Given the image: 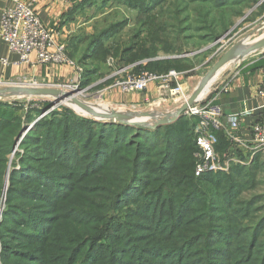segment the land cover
<instances>
[{
  "label": "trees",
  "instance_id": "1",
  "mask_svg": "<svg viewBox=\"0 0 264 264\" xmlns=\"http://www.w3.org/2000/svg\"><path fill=\"white\" fill-rule=\"evenodd\" d=\"M99 1L105 5L109 0H82L75 3L68 12L66 22L75 20L78 14L86 15V8L95 6ZM229 1L230 4L233 2L202 0L200 14H204L203 22L212 8L226 9ZM122 2L141 10L144 20H140V28H136L133 38L128 43H117L112 52L118 55L120 65L151 58V49L145 44L148 37L144 40L142 35L146 31L151 34L152 46L156 39L164 41L165 28L160 23L161 13L158 11L164 9L161 7L167 0ZM211 3H214V7ZM261 8L264 11V2ZM181 9L178 6L177 13H180ZM92 17L94 19L97 16ZM127 24V20H124L111 23L100 30L91 47L100 45L93 51L97 57H105L111 52L106 42ZM226 28L227 26L224 27ZM74 36H71L70 40ZM74 41L75 39L72 43ZM182 61L151 60L145 67L158 74L167 73L171 69L179 72L189 71L192 68L191 62ZM47 107L48 105L41 103L26 107L17 102H0V195L7 164L6 155L12 150L13 138L23 125L21 112L28 108L29 111L40 115ZM64 121L65 125L63 122L47 125L44 122L39 123L35 130L28 132L24 138L23 146L41 148L37 150V154L28 152L25 156L22 155V166L11 173L7 208L0 224L4 264H39L42 257L38 255L43 252L48 256V264H79L81 261L84 263L86 255H96L91 253L95 250L93 244L104 239L106 235L110 236L112 243L121 239L120 248L123 251L119 252V259H114L111 248L100 247L98 251L106 252L93 264H154L149 257L157 253L163 255L165 249L179 247L178 242L184 238L189 245L205 239V247L195 249L197 255L221 253L222 250H213L214 243L223 242L222 235L227 234L224 232L226 228L228 231H234L235 226L229 220L231 210L212 204L215 200L208 198L203 186L209 184L214 190V197L221 193L224 185L228 186L220 202H225L228 206L232 202L229 207L234 208L235 198L241 187L233 176L254 172L252 169L258 164L260 155L256 154L249 166H233L230 171L232 175H227V172H205L197 175L196 152L199 147L194 129L198 118L194 115L183 114L177 120L156 129L122 122H102L90 117H68ZM135 121L147 124L154 122V125L158 118L156 115H150L139 117ZM215 132L219 137L217 150L232 151L229 148L233 144L227 134L222 129ZM176 146L180 148L176 150ZM91 149H102L106 154V161L99 163L100 169L93 162V157L87 158L83 164L84 153ZM41 152H44V156L39 160ZM20 155L21 153L18 154ZM170 160L172 162L169 165ZM86 166H92L88 168L87 175L83 174ZM75 167L77 171L72 173ZM59 168L64 172L58 170ZM92 168L99 170L92 174ZM138 182L140 185L147 183L149 187L137 200L147 202L144 207L147 213L152 210L143 220L150 219L156 223L159 218L161 223L165 222L168 226L162 231L158 224H147L146 228L140 229L139 234V230L135 231L129 224L124 229L122 226L124 237L119 238L117 235L121 232H114L113 228L117 223L104 218L103 215L115 208V202L130 206L129 201L137 199L134 190L138 188ZM143 188L144 184L140 189ZM59 198L64 200L60 201ZM98 199H101L104 205L97 202ZM254 203L250 200L247 206L250 208ZM197 208L202 211L201 216L196 218L199 222L193 220L190 224L187 223V214L195 212ZM243 209L245 210V204ZM136 215L144 214L140 210ZM142 222L134 220L132 223L142 227ZM194 222L206 223L209 225L208 229L199 232L197 226L192 224ZM216 223L217 228L213 226ZM263 225L264 219L257 229ZM156 232L163 234L157 236ZM254 246H247L245 253L253 256L254 250L259 248V245ZM261 249H264V244ZM139 255L141 259L138 262ZM260 261L264 262V250L261 252Z\"/></svg>",
  "mask_w": 264,
  "mask_h": 264
},
{
  "label": "rangeland",
  "instance_id": "2",
  "mask_svg": "<svg viewBox=\"0 0 264 264\" xmlns=\"http://www.w3.org/2000/svg\"><path fill=\"white\" fill-rule=\"evenodd\" d=\"M26 1L31 2V0ZM191 2L193 1L167 0V2L162 5L161 8L164 9L158 12L161 13L160 23L165 28V33L163 35L164 41L156 39L155 41L157 42L154 41L152 46L151 34L146 31L142 37L144 40L146 37H148V41L144 42L146 47L151 49L152 57L132 63L131 65L133 69L129 71L130 75H137L144 71L154 72L152 70L146 69L145 67L146 63L151 60L163 61L181 59L183 60L182 62H191V71L189 70L183 73V82L185 86L184 94H189L193 91L198 82H200L205 76L204 70L206 68H211L215 64L216 60L220 58V56L235 43L239 42L243 38H246L248 34H251L247 38L251 44L250 46L260 41L262 36H259L257 34L258 30L256 31L255 29L261 25L259 32L261 33L263 30L264 11H262L261 4H263L264 0H258L257 2H254L253 0H233L231 4L230 1L228 2V5L225 7L226 9L222 10L215 9L213 6L214 3H211V6H213L214 9L212 8L211 13L206 16V21L204 22L202 20L204 19V14H200V9L203 3L202 0H197L193 3ZM178 6L179 8H182L180 13H177ZM85 14L86 15H83V13L78 14L74 20V23H71L72 30L74 31L68 34L66 40V43L68 44V62L65 64L51 65L55 68L68 66L71 68V73H57L58 70L54 69V72L52 73L53 75H43V77L38 80L41 82V87L62 90L64 91L63 95L66 96L61 99H56L52 98V96L45 95L17 96L15 98H7L3 100L0 99V102H17L26 107H29L30 105L35 106L40 103L44 106L48 105V107L44 109L40 115L29 111L28 108H25L21 112L23 125L21 126L18 134L13 138L12 150L6 155L7 164L4 171L3 185L0 195V224L3 219V212L7 208V194L11 186L12 171L14 169H19L22 166L20 162L22 155L25 156L28 152L37 154L39 153L37 150L41 148L32 145L23 146V141L26 134L28 132L34 131L37 124H43L44 122L47 125L50 123L60 124L63 122L65 125L66 122L64 120L68 117H75L77 119L90 117L91 119L97 121L115 122L84 114L82 107L79 104L74 103L71 96H74L85 102L92 103L97 108L110 107L116 110L150 112L152 116H157L158 121L166 117V114H164L165 112L177 111L182 106L177 102L178 97H173L169 95L167 91L160 89H158L154 96L150 95L148 98L147 96L141 95L137 101L122 102L120 104L109 102L107 99V92L114 90L115 88L119 89L114 85L117 80L121 79L120 74L116 72H118L119 69L127 66V64H119L120 59L118 55H115L112 52L113 47L117 43H128L133 38L136 28H140V20H144L143 13L139 9L131 8L125 2H122V0H109L105 5L99 1V3L95 6L93 5L87 7ZM94 15L97 17L92 19V16ZM124 20H127L128 24L123 26L122 30L118 31L106 42V45L110 47L111 52L106 54L105 57H97L93 51H95L94 48L97 50L100 45L97 44L91 48L96 38L95 36L99 34L101 29L107 27L111 23L122 22ZM79 23L81 25H78ZM226 26L227 28L224 29ZM71 36H74V43H72L73 39L70 40ZM167 47H170V49L168 50ZM263 55L264 51L248 54L244 56V59H241L240 62L231 65L230 68L225 71L227 77L223 83H221L218 88L208 93L207 97L205 96L202 98L201 102L204 100H210L220 92H223L224 86H228L230 81L236 76V74H238L241 65ZM128 70H126V72ZM104 72H108L110 77L105 78ZM126 75L127 74L124 73L122 76ZM33 80L36 79L32 78L30 75L16 76L7 79L6 84H3L2 86L34 87L31 83ZM157 86L159 87L158 83ZM121 92L126 93L122 90ZM184 114L193 116L187 114L186 111ZM153 123L154 122H151V124L145 126L156 129L161 125L167 124L163 123L161 125H153ZM130 125L137 126L141 124ZM175 148L178 150L180 147L176 146ZM235 148L237 149L232 150L228 156V160L230 162L229 170L218 172H227V175H232L233 173H230V171L233 166H236L237 164L249 166L256 154L260 155L261 158L259 159L256 167L252 169L254 172H250L248 174L244 173V176H233L234 180L238 182V186L241 187L239 188V193L235 198L234 208L229 207L232 202L230 204L228 203L229 206L226 205L225 202H220L224 196V190L228 186L224 185L220 191L221 193H219V195L216 197L212 196L214 190L209 184H205L203 186L208 198L215 200L214 202H211L212 204L231 210L229 215L231 217L229 220L235 226L234 231H228L226 228V231L224 232L227 234L224 233L222 235L223 242L214 243L213 250H222L220 251L221 253H211L210 255L206 256L197 255L198 252L195 251V249H203L205 247V239L197 240L196 242H193L189 245L188 241L184 238L183 241L178 242L179 247L175 249H165L163 255H159L160 253H157L156 255L149 257L154 264H206V262H212V264H264V262L260 261L261 252L264 250L261 249L262 245L264 244V225L257 229L258 224L262 219H264V152L252 151L249 149V147L241 148L240 145L236 143ZM244 150L245 154L243 153ZM19 153H21L20 156H18ZM40 154L41 156L39 160H42L44 152H41ZM84 154L83 164H85V160L87 158L93 157V162H95L97 167L100 169L99 163L106 161V154L102 149H91ZM171 162L172 160H170L169 165ZM90 167L92 166L84 167L83 174L87 175L88 168ZM99 169L95 170L92 168L90 169V172L95 174ZM58 170L63 171L61 168ZM76 171L77 167L73 169L72 173ZM142 184H144V188L140 189ZM142 184L140 185V182H138V188L134 190L137 199H132L133 201H129L130 206H126L122 204V202H115V208L107 211V213L103 215L104 218L107 217L111 221H114V223H117L113 226V228L114 232H121L119 235H117L119 238L124 237V235H122L124 232L122 230V226L124 229V227L129 224L133 226L135 231L139 230V234H141L140 229L146 228V226H148L147 224H158V227L159 225L161 226L162 231L166 226H168L165 222L161 223L159 218H157L156 223H153V221L150 219L143 220L144 216L152 213V210L150 209L147 213L146 208H144L147 206V202H137V200L140 199L144 192H146V190L149 188L147 187V183ZM59 200L62 201L64 198H59ZM250 200L255 203L249 208L247 205ZM97 202H99L101 205H104L102 204L103 202L101 199H98ZM244 204L245 210L243 209ZM140 210L144 215L137 216L136 214ZM201 212L202 211L197 208L195 212L187 214V223L190 224V222L193 220L199 222V220L196 218L197 216H201ZM134 220L143 221L142 227L132 223ZM192 224L197 226L196 229L199 230V232L208 229L209 226L206 225V223L194 222ZM213 226L217 228V223ZM82 233L83 231L81 230L80 234ZM162 234V232H156L157 236ZM120 240L112 243L110 236L106 235L104 239L93 244L95 250H93L91 253L96 255L94 257L86 255L84 257V263L81 261L79 264H93V262L99 258L101 254L106 252L105 250L98 251L99 248L103 246L111 248L114 259H119V252L123 251V249L120 248ZM254 245H259V248L254 250L253 256L245 253L247 246L253 247ZM2 250L0 227V264H4ZM38 256L42 257V262L39 264L49 263L48 256L45 255L44 252L39 253ZM140 259L141 255L137 257V261L139 262Z\"/></svg>",
  "mask_w": 264,
  "mask_h": 264
},
{
  "label": "built area",
  "instance_id": "3",
  "mask_svg": "<svg viewBox=\"0 0 264 264\" xmlns=\"http://www.w3.org/2000/svg\"><path fill=\"white\" fill-rule=\"evenodd\" d=\"M6 1L8 4L3 7L0 16V37L7 43L9 52L18 54L20 63L31 66L67 63V43L62 33L56 26L47 25L42 20L33 2ZM64 1L71 2L72 0ZM1 62L5 65L10 63L8 57L1 58ZM119 72L123 73L124 69H119L116 73ZM183 73L175 69L162 74L144 71L137 75L122 76L114 85L126 93H132L143 92L149 84L157 82L160 90L167 91L169 95L180 99L187 95L184 94ZM31 83L33 86H41L38 80H33ZM3 84H6V80L0 79V86ZM223 90H228V88L224 86ZM259 93L264 97V84ZM186 112L198 118L194 129L196 143L199 147L196 152V174L228 171L230 167L228 156L231 151L221 152L216 148L219 137L215 131L222 129L223 126L221 106L215 104L213 99L203 102L199 100ZM246 114H249L248 110H242L229 116L230 128L226 132L227 137L233 145L236 143L243 148L249 147L252 151L264 152V117L253 124L250 140L234 132L240 128V119Z\"/></svg>",
  "mask_w": 264,
  "mask_h": 264
},
{
  "label": "crops",
  "instance_id": "4",
  "mask_svg": "<svg viewBox=\"0 0 264 264\" xmlns=\"http://www.w3.org/2000/svg\"><path fill=\"white\" fill-rule=\"evenodd\" d=\"M80 1L82 0H72L71 2H65L64 0H31L42 20L47 25L56 26L62 33V37L65 41L67 40L68 34L74 31L72 30L71 26V23H74V20L66 22L68 12L75 3H78ZM7 4L8 1L0 0V16L3 7ZM78 25L81 24L79 23ZM262 29V32L260 33L259 30L257 34L264 37V25ZM3 57L9 58L10 63L8 65H5L1 62V58ZM235 59L236 58L234 57L229 60L218 71V73L213 77L208 89L200 97V100L205 96L207 97L208 93L212 92L213 90L218 88L221 83H223V81L227 77L225 71L230 68L231 65L240 62L241 59L244 58L236 60ZM54 69L58 70L57 73H71V68L68 66L55 68L51 66V64H37L35 66H31L26 63H20L18 54L9 52L7 43L0 37V79L7 80L16 76L30 75L32 78L40 80L43 75H53L52 73L54 72ZM121 69H124V72H119L118 74H120V76L122 77L124 73L128 75L129 71H131L133 67L131 64H127V66ZM126 70L128 71L126 72ZM104 73L105 78L110 77V74H108V72ZM263 84L264 55L245 62V64L241 65L238 74H236V76L230 81L228 86H226L228 90L220 93L218 92L219 94L212 98L215 104L220 105L222 108V130L225 133L230 128L229 116L242 110H248L249 114H246L240 119V128L235 130L234 132L237 135L243 136L250 140V131L253 124L264 117V97H262V95H260L259 93V90ZM158 89L159 87L157 86V83L154 82L149 84V86L145 90L146 92L143 91L144 93H122L120 89L115 88L114 90L108 91V94H106L109 102L120 104L122 102L137 101L138 98L141 97V95L147 96V98L150 95L154 96L157 93ZM229 149L235 150L237 148H235V145H232ZM243 153L245 154V150L243 151Z\"/></svg>",
  "mask_w": 264,
  "mask_h": 264
},
{
  "label": "water",
  "instance_id": "5",
  "mask_svg": "<svg viewBox=\"0 0 264 264\" xmlns=\"http://www.w3.org/2000/svg\"><path fill=\"white\" fill-rule=\"evenodd\" d=\"M261 29V25L255 29L256 31ZM254 33V32H252ZM251 34H248V36ZM246 38H243L239 42L235 43L232 47L226 50L220 58H218L215 64L211 68H206L204 70L205 76L202 78L200 82L195 86L193 91L190 94L187 102L179 108L177 111L165 112L166 117L159 120L154 125H161L163 123H170L177 120L180 116H182L185 111L190 107L195 105L200 97L205 93L208 89L209 85L212 82L213 77L217 74V72L232 58H244V56L252 53H257L260 51H264V39L259 41L257 44L250 46V42ZM64 91L54 88H45L41 86L34 87H20V86H0V99L7 98H15L17 96H35V95H45L52 96V98L61 99L66 95H63ZM68 96V95H67ZM73 102L79 104L82 107V111L84 114L100 118L107 121H115L122 123H130V124H141L148 125L143 121H135L139 117H146L152 115L150 112H137L126 111V110H116L110 107H96L92 103L85 102L76 97H72ZM70 98V99H71ZM68 100V99H67ZM26 129V128H25Z\"/></svg>",
  "mask_w": 264,
  "mask_h": 264
},
{
  "label": "bare ground",
  "instance_id": "6",
  "mask_svg": "<svg viewBox=\"0 0 264 264\" xmlns=\"http://www.w3.org/2000/svg\"><path fill=\"white\" fill-rule=\"evenodd\" d=\"M263 39H264V37H261V38H260V41H262ZM257 43H258V42L254 43V44H257ZM254 44H253V45H254ZM217 73H218V72H217ZM190 94H191V92H190L189 94H187L186 96H184V97L178 99L177 102H178L180 105L183 106V105L187 102L188 98L190 97ZM182 106H181V107H182ZM181 107H180V108H181Z\"/></svg>",
  "mask_w": 264,
  "mask_h": 264
}]
</instances>
